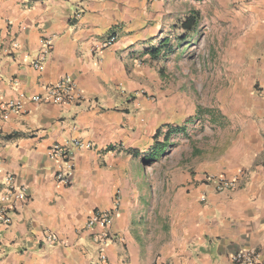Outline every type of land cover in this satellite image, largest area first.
<instances>
[{"label":"crops","instance_id":"1","mask_svg":"<svg viewBox=\"0 0 264 264\" xmlns=\"http://www.w3.org/2000/svg\"><path fill=\"white\" fill-rule=\"evenodd\" d=\"M210 1L224 10L245 11L244 20L230 14L226 24L244 27L239 37L244 47L250 36L264 46V0ZM185 2L0 0V98L41 94L46 85L70 75L86 99L79 104L25 101L21 112L2 120L0 193L11 174L25 187L27 200L8 226L0 224V264H94L100 228L84 225L94 209L113 208L116 195L119 204L108 225L114 239L104 246L103 264H152L155 259L232 264L231 254L242 248L256 249L264 263V47L253 85L230 118L233 136L226 153L198 170L240 175L238 185L217 192L202 176L189 179L157 258L132 224L137 154L152 146L174 103L146 54L137 51L168 35L170 25L183 16ZM75 11L80 12L76 19ZM111 32L116 41L96 51ZM44 39L52 48L44 69L37 71L30 62ZM14 41L18 47H12ZM70 137L89 141L93 148L74 150L72 182L65 186L55 180L56 163L47 150ZM115 145L120 152L110 150ZM45 230L62 243L45 244Z\"/></svg>","mask_w":264,"mask_h":264},{"label":"rangeland","instance_id":"2","mask_svg":"<svg viewBox=\"0 0 264 264\" xmlns=\"http://www.w3.org/2000/svg\"><path fill=\"white\" fill-rule=\"evenodd\" d=\"M184 4L183 16L170 25L166 36L171 51L153 61L145 56L174 102L169 121L160 127L157 137L158 142L165 141L164 133L172 128L166 153L150 161L148 149L136 157L138 194L132 224L139 241L155 258L170 237L179 210L178 196L189 179L192 182L194 176H203L205 171L198 170L226 153L233 136L230 118L253 85L258 74L255 65L263 56L261 41L253 42L250 36L244 47L239 38L244 27L226 24L230 14L234 20H244L245 11L224 10L210 0H186ZM192 9L199 13L198 25L177 42L175 25ZM242 50L249 54L242 56Z\"/></svg>","mask_w":264,"mask_h":264},{"label":"built area","instance_id":"3","mask_svg":"<svg viewBox=\"0 0 264 264\" xmlns=\"http://www.w3.org/2000/svg\"><path fill=\"white\" fill-rule=\"evenodd\" d=\"M80 17V12L75 11L73 18ZM116 41V34L111 32L108 36L96 44L95 50L100 52L102 49L111 46ZM19 43L13 42L12 47H18ZM52 48V43L49 39H44L41 42V48L38 54L31 60L32 68L37 71H42L45 67L46 59ZM7 50V49H6ZM261 90V89H260ZM144 93V92H143ZM83 92L77 87L73 78L70 75H65L56 82L45 86L41 94H25L20 93L15 99L0 98V144L4 141L1 133V125L4 117L10 112H21L25 101L41 103L53 102L56 104H79L85 101ZM75 128V125H73ZM80 148H93V144L89 141L82 140L78 137H70L61 143L52 144L47 155L56 163L55 180L65 186H69L72 182L74 172V150ZM111 151L120 152L121 148L118 145L113 146ZM205 184H210L215 191H227L235 188L240 180V175L226 176L224 174L206 173L202 176ZM5 189L0 193V224L8 226L11 223V215L16 209L27 200L26 189L23 185L16 182V179L11 174L5 178ZM201 200L205 197L201 196ZM119 204V196L116 195L114 207L110 210L94 209L88 216L84 227L93 228L99 227L96 243L98 244V255L94 264H103L106 261L104 246L107 242L114 239V234L108 231V225L112 220V214ZM43 242L48 245L62 243L57 234L50 230H45L43 233ZM232 264H264L260 259V254L253 248H242L231 254ZM152 264H165L159 259H155Z\"/></svg>","mask_w":264,"mask_h":264},{"label":"trees","instance_id":"4","mask_svg":"<svg viewBox=\"0 0 264 264\" xmlns=\"http://www.w3.org/2000/svg\"><path fill=\"white\" fill-rule=\"evenodd\" d=\"M199 22V13L195 10H190V12L181 19L178 24L175 25L174 31H176L175 40L177 42H181L185 39L187 32L193 31ZM169 39L166 37L161 38L157 41L154 45H143L141 46L137 53L139 54H146L151 57V60L160 57L161 53L163 55L169 53L171 51V44L169 43ZM210 111V110H206ZM179 128H175V131H178ZM172 128H167L166 132L163 135V139L165 141L158 142L157 137L160 135L161 130L158 128V130L154 134V145L151 146L150 152H149V160L153 161L156 160V158L162 154L166 153V147L168 146V139L170 137V134L172 133Z\"/></svg>","mask_w":264,"mask_h":264}]
</instances>
